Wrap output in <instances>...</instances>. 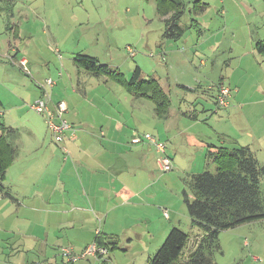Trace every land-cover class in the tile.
Returning a JSON list of instances; mask_svg holds the SVG:
<instances>
[{"label": "rangeland", "instance_id": "374dc122", "mask_svg": "<svg viewBox=\"0 0 264 264\" xmlns=\"http://www.w3.org/2000/svg\"><path fill=\"white\" fill-rule=\"evenodd\" d=\"M203 1L211 5L208 17L203 21H213L214 18L213 25L224 33L223 25L228 19L221 10L222 0ZM226 2L230 3V0ZM254 6V12L250 16H262L264 4ZM232 10L240 12L235 4ZM189 12L179 24L185 29L190 24ZM247 22L250 24V18ZM262 24L264 25V21ZM235 26L236 39L229 31L226 34L229 37L225 36V39H221L224 34L215 36L209 32L198 38V34L188 29L181 40L174 41L163 37V24L157 17L156 6L145 0H0V102L2 112L5 113L1 120L6 127L14 126L25 134L33 115H36L31 106L43 96L41 92L37 99L41 86L48 79L57 83L58 77L63 75L65 81L62 82L67 85L73 79L79 90L78 96H81L80 91L89 88L93 97L92 91L95 88L98 93L103 91L107 98L131 97L118 79L121 76L128 82L136 66H140L143 68V78L159 79L171 99V118L166 128L181 130L184 133L181 137L188 143L182 146L186 149L182 153L187 156L174 154L171 150L174 157L183 160L178 165L179 160L176 163L173 158L176 166L173 171L164 173L157 170L156 163L154 164L159 176L153 189L156 193H153V198L143 194L140 197L141 206L124 217L123 224L115 229L118 233L112 235L116 236L114 240L119 243V248L111 251L103 260L87 256L73 264H148L164 244L172 228L177 227L189 235H197L198 230L192 226L183 193L185 190L189 192V177L216 170L213 157H209L206 164L200 167L199 151L204 147H219L221 141L227 144L234 141L235 144L244 146V140L240 139L242 142H238L232 136L241 135L246 138L247 132H251L254 136L252 145L264 160V95H261L264 94V51L253 50L251 45H246L247 25L244 17L240 15ZM253 31L259 30L254 28ZM220 41L222 44L218 45L217 42ZM129 46L136 51L135 57L128 54ZM230 46L235 47L231 50ZM161 51H175L180 56L174 62L170 57L169 61V55L167 57ZM246 51H256L258 65L261 67L253 75L244 70L243 74L235 76V81L241 85V93L246 95L247 101L256 104L240 106L236 102L234 107L238 108H232L229 113H210L215 106L214 98L221 78L224 76L231 86L229 78L235 68L231 64L234 62L232 57L236 53L242 57ZM78 54L94 57L100 64L109 65L112 71L118 70V79L98 77L80 70L73 62ZM163 56L166 60H163ZM23 59L28 61L29 72H24L20 65ZM165 61L167 62L164 63ZM104 79L109 83L107 86L101 84ZM110 87L111 95L108 92ZM49 90L52 93L51 89L47 91ZM70 90L72 91V87ZM99 102L101 101L97 104L88 103L98 108L100 114L109 117L111 110L108 105ZM85 106L82 104L80 107L81 120L90 117ZM194 111L198 112L199 121L191 119ZM20 113L25 114L23 121H15L13 118ZM178 115L184 118L180 119ZM186 115L190 118L185 117ZM223 117H226L225 122L222 121ZM222 125L232 136L221 135ZM48 131L47 144L54 147L58 145L64 151L66 140L57 143L53 137V142V134L51 136L52 132ZM8 140L12 144L10 137ZM152 156L154 159V154ZM191 170L196 171L192 173ZM262 189L264 190V183ZM165 209L169 213L168 217L162 212ZM195 239L196 237L191 239L190 247ZM12 252L19 259L17 264H20L25 253ZM211 257L213 264H264V220L222 232L218 248H214ZM106 258L109 259L105 260ZM56 264L67 262H61L59 257Z\"/></svg>", "mask_w": 264, "mask_h": 264}, {"label": "crops", "instance_id": "0c3cea01", "mask_svg": "<svg viewBox=\"0 0 264 264\" xmlns=\"http://www.w3.org/2000/svg\"><path fill=\"white\" fill-rule=\"evenodd\" d=\"M195 1L197 0H192V2L184 0L188 9L186 13L193 8ZM201 1L207 4L206 12L195 17L189 13L190 24L192 19L198 21L200 29L198 30L201 33L198 34L197 30L192 29L199 35L198 38L209 32L215 36L224 34L221 39H225V36L229 37V34L226 35L229 31L236 39L235 25L241 15L247 25L246 45H251L253 50L259 51L257 44H264V25L262 24L264 12L259 17L250 15L254 12V4L262 5L264 0H252L250 4L249 0H230L232 5L226 0H222L221 10L228 19L223 25L224 33L213 25L214 18L213 21H203L206 16L208 17L211 5ZM233 4L239 8L240 12L232 10ZM157 17L163 24L162 35L165 37L163 20L165 18H160L158 13ZM248 18H250V24L247 22ZM254 28L259 31L254 32ZM187 31L189 30L186 29L179 40L187 34ZM217 43L221 45L222 41ZM234 47L230 46V49L233 50ZM161 54H165L167 57L169 55L168 59L171 57L173 62L180 56L175 51H161ZM256 54V51H246L242 57L238 53L232 57L234 62L231 64L235 65V68L229 78L232 89L230 105L225 109L216 110L217 91L214 98L215 106H213L215 109L212 108L210 113L219 114L221 111L229 113L232 108H238L234 107L236 102L240 106L256 104L247 101L246 95L241 93V85L235 81V76L239 73L243 74L244 70L249 75L257 73L256 71L261 66L258 65ZM141 69L143 72V68ZM60 78L61 80H59ZM62 81H65L63 75L59 76L56 85L50 88L53 95L50 90L49 93L52 101L51 106L61 101L67 105L68 110L64 118L71 128L70 131H67L69 134H66L67 146H64V151L57 144L55 147L47 144L49 128L43 116L38 113L33 115L25 134L19 129H15L14 126L7 127L10 130L8 136L15 147L16 156L6 174L4 182L6 194L0 195V220L2 219L0 221V264L18 263L19 259H16L12 251L26 254L23 253L24 257L20 264H49L53 261L56 264L59 257L61 262H64L66 260L61 254L62 248H70L78 255L95 242L99 233L100 235L118 233L115 229L123 224L124 217L129 213H134L141 206L140 197L143 194H147L150 198L154 197L153 193L156 191L153 189L159 179L154 168L156 163L157 170H160L159 153L148 142L132 145L131 139L136 134L149 133L159 140L165 141L172 163L173 158L176 163L179 159L177 156H173L171 150L174 151V154L180 153L187 156L186 153H182L186 151L182 146L188 144L181 137L184 133L173 127L167 129L168 125L166 124H168L171 115L167 120H161L157 116L154 103L149 99L136 98L132 95L131 97L115 98L111 96L107 98L103 91L98 93L95 88L92 91L93 97L90 95L89 88L83 92L80 91L81 96H78L79 90L73 79H70L68 85ZM220 82L227 84L224 76ZM101 84L107 86L109 83L105 80ZM185 86L188 87L186 84ZM70 87H72V91ZM41 92L43 94L44 89H40L37 99ZM108 92L111 95V87ZM261 95L264 94L261 93ZM98 101L108 105L111 110L109 117L100 114L98 108L88 103L97 104ZM82 104L86 105L85 109L90 115L84 120H81L80 116ZM192 114L191 119L199 121L198 112L194 111ZM2 115L5 116V113L2 112ZM24 116L25 114L22 113L16 114L13 119L23 121ZM178 118L184 117L178 115ZM222 121L225 122L226 117H223ZM222 127L224 125L220 127L221 135H231ZM232 137L238 142L241 141L240 139L244 140V142L241 141L245 143L244 146H249L255 152L259 162L264 165V160L252 145L254 136L251 132H247L246 138H242L241 135ZM52 141L55 142L53 136ZM18 143L20 145H17ZM230 144L221 141L219 147L210 145L209 148L204 147L205 149L197 148V150L202 149L199 151L200 167L209 160L208 152L216 153L221 147L233 149L239 145L234 141ZM152 154L155 156L154 159ZM182 162L183 160H179L177 164L181 165ZM174 166L173 163V170L176 169ZM191 171L193 173L196 170ZM136 213L140 214V211ZM94 259L98 260L95 257Z\"/></svg>", "mask_w": 264, "mask_h": 264}, {"label": "trees", "instance_id": "16d2710c", "mask_svg": "<svg viewBox=\"0 0 264 264\" xmlns=\"http://www.w3.org/2000/svg\"><path fill=\"white\" fill-rule=\"evenodd\" d=\"M147 1H153L159 17L165 18V38L179 40L186 31L179 25L188 10L184 0ZM207 8V4L197 0L189 13L195 17L205 13ZM188 29L199 32L198 21L192 19ZM257 48L263 52L264 44L258 43ZM74 64L95 76L118 79V70L112 71L109 65H102L96 58L86 54H78L74 58ZM119 78L130 95L152 101L161 120L170 117L171 99L157 78H143L139 66H136L128 82L121 76ZM1 111L0 102V195H4L6 174L15 161L16 151L8 140L10 130L1 120ZM209 157L214 158L215 172L205 171L192 175L187 181L190 193L186 190L183 193L192 226L198 230V234L189 235L180 228H172L164 244L148 264H213L212 252L215 247L218 248L222 232L264 220V165L259 162L255 152L249 146L237 145L233 149L221 147L216 153L210 152ZM98 235L95 242L99 247L106 248L108 255L119 248V243L114 240L116 236ZM193 237L196 239L190 247ZM104 258L98 256L97 259Z\"/></svg>", "mask_w": 264, "mask_h": 264}, {"label": "built area", "instance_id": "2783aa9c", "mask_svg": "<svg viewBox=\"0 0 264 264\" xmlns=\"http://www.w3.org/2000/svg\"><path fill=\"white\" fill-rule=\"evenodd\" d=\"M127 52L131 57L136 56V51L130 46L127 47ZM163 60H166L165 56H163ZM20 65L22 66L24 72L28 71V62L26 59H23ZM55 85L56 82L52 79L46 80L45 83L41 86V88L45 91L43 93V96L39 98V100L36 101L34 104H32L31 108L36 113L43 116L45 122L47 123L50 131L53 134L55 141L57 143H62L66 138L67 131H70L71 127L64 118V115L68 110L66 103L61 101L51 106V96L49 91L47 90L53 88ZM231 95L232 89L228 84L224 82L218 84V95L216 100L217 111L225 109L230 105ZM145 142L152 144L156 148V151L159 153L160 157L158 162L160 170L164 173L171 172L173 170V163L172 159L168 156L167 153V143L165 141L159 140L154 135L149 133L141 135L137 134L131 139L132 145H139ZM65 151L67 152L66 148ZM163 214L166 217L169 216L167 210H164ZM61 254L66 260L67 264H73L80 258H85L87 256H93L95 258H98V256L106 257L108 255V250L106 248L99 247L98 244L94 242L89 245L81 254H75L70 248H62Z\"/></svg>", "mask_w": 264, "mask_h": 264}, {"label": "clouds", "instance_id": "9594fccd", "mask_svg": "<svg viewBox=\"0 0 264 264\" xmlns=\"http://www.w3.org/2000/svg\"><path fill=\"white\" fill-rule=\"evenodd\" d=\"M169 173V172H168Z\"/></svg>", "mask_w": 264, "mask_h": 264}]
</instances>
